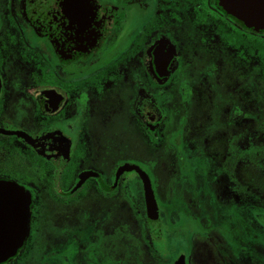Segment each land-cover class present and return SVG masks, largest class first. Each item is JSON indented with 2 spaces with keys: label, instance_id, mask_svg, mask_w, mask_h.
Wrapping results in <instances>:
<instances>
[{
  "label": "flooded vegetation",
  "instance_id": "obj_1",
  "mask_svg": "<svg viewBox=\"0 0 264 264\" xmlns=\"http://www.w3.org/2000/svg\"><path fill=\"white\" fill-rule=\"evenodd\" d=\"M0 244V264H264V22L0 0Z\"/></svg>",
  "mask_w": 264,
  "mask_h": 264
},
{
  "label": "water",
  "instance_id": "obj_2",
  "mask_svg": "<svg viewBox=\"0 0 264 264\" xmlns=\"http://www.w3.org/2000/svg\"><path fill=\"white\" fill-rule=\"evenodd\" d=\"M220 5L229 11L237 19L257 24L259 22H264L263 10L264 6L259 0H219ZM255 11V14H253ZM11 196V195H10ZM17 198V197H16ZM151 204H155L154 195L152 190L149 189L147 196ZM10 199V198H9ZM18 199V198H17ZM11 200V199H10ZM24 201V200H23ZM22 200L7 203L5 205H10V212L21 213L23 211L27 212L28 208L27 202ZM14 244H0V262L4 261L14 250Z\"/></svg>",
  "mask_w": 264,
  "mask_h": 264
},
{
  "label": "rangeland",
  "instance_id": "obj_3",
  "mask_svg": "<svg viewBox=\"0 0 264 264\" xmlns=\"http://www.w3.org/2000/svg\"><path fill=\"white\" fill-rule=\"evenodd\" d=\"M173 237V236H172Z\"/></svg>",
  "mask_w": 264,
  "mask_h": 264
}]
</instances>
